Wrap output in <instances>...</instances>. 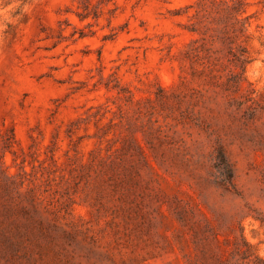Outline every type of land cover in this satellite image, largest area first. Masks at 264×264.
<instances>
[{
  "label": "rangeland",
  "instance_id": "1",
  "mask_svg": "<svg viewBox=\"0 0 264 264\" xmlns=\"http://www.w3.org/2000/svg\"><path fill=\"white\" fill-rule=\"evenodd\" d=\"M231 1L0 0V264H264V0Z\"/></svg>",
  "mask_w": 264,
  "mask_h": 264
},
{
  "label": "trees",
  "instance_id": "2",
  "mask_svg": "<svg viewBox=\"0 0 264 264\" xmlns=\"http://www.w3.org/2000/svg\"><path fill=\"white\" fill-rule=\"evenodd\" d=\"M232 3L230 5H228L227 9H226V13L230 16V18L227 17L232 20L235 19V22L233 23L234 26H238V29H236L234 32H239V33H243L246 30L247 24L248 22H246V20L248 18H245V20H243L244 18L241 19V17L246 13V9H245V4L244 2H242V0H232ZM237 35V33H236ZM237 60H239L241 62V59L237 58ZM246 61L242 60V63L244 64ZM220 158H221V162L224 166V171H225V179H224V186L226 187V189L229 188H234L235 184H234V175H233V169L231 164L226 160L225 158V154L223 152L220 153ZM229 185V186H228ZM216 241L218 242L219 239L215 238ZM243 242L245 243V245H247L246 241ZM246 254V253H243ZM210 260L207 258L204 262L202 263H198V262H194L193 264H217L218 262V256L216 255V252L213 250V247H211L210 252ZM247 258V257H245ZM244 258V259H245Z\"/></svg>",
  "mask_w": 264,
  "mask_h": 264
}]
</instances>
